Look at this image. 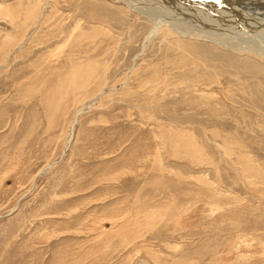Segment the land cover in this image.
Segmentation results:
<instances>
[{"label":"rangeland","instance_id":"obj_1","mask_svg":"<svg viewBox=\"0 0 264 264\" xmlns=\"http://www.w3.org/2000/svg\"><path fill=\"white\" fill-rule=\"evenodd\" d=\"M127 1L0 0V264H264V0Z\"/></svg>","mask_w":264,"mask_h":264},{"label":"bare ground","instance_id":"obj_2","mask_svg":"<svg viewBox=\"0 0 264 264\" xmlns=\"http://www.w3.org/2000/svg\"><path fill=\"white\" fill-rule=\"evenodd\" d=\"M191 1H196V2H198L199 4H200V6L201 5H203L204 3H210L212 6H215V2H218L217 0H213V1H211V0H164V1H162V4H164L165 6H166V9H169V8H172L174 11H175V14L177 15V14H179V11H180V8L179 7H177L176 5H178V4H181V5H184L185 6V3H193V2H191ZM211 1V2H210ZM195 2V3H196ZM220 2V1H219ZM198 3H196V4H198ZM229 4V3H231V4H233L234 2H232V0H227L226 2H225V4ZM241 3V2H240ZM117 4H122V5H124L125 7H127V8H132L133 6V4H132V2H128L127 0H117ZM199 6V5H198ZM207 7H208V5H206ZM262 6V5H261ZM134 8V7H133ZM163 8V7H162ZM172 9H170V10H172ZM247 9V8H246ZM257 9H259V6H258V8ZM179 10V11H178ZM195 10H198L197 8H195ZM227 14L224 16V15H222V17H224L225 19H227V21H224L223 20V18H221V20L220 21H223L224 22V24H227L228 23V21H230L232 24H233V26L232 27H230V31L229 32H232V33H235V32H243V33H246L248 36H251L252 38H256V36H254V35H256V34H254V32H257V34H260V33H264V22H262V21H259V20H257V19H253V18H251V16L250 17H243V16H237L236 14H235V9L234 8H232L231 6L230 7H228L227 8ZM250 10V9H249ZM165 11V10H164ZM244 11H247V10H244ZM243 11V12H244ZM166 13H169V12H165V14ZM189 13V12H188ZM190 13H192V12H190ZM185 14H186V12H185ZM240 14H245V12L244 13H240ZM174 15V14H173ZM193 15V14H192ZM168 16V15H167ZM191 16V15H190ZM182 18H184L183 16H181ZM168 19H170V18H168ZM180 20V19H179ZM251 20H253V21H251ZM256 20V21H255ZM233 21V22H232ZM154 22V21H153ZM161 22V21H160ZM173 22V21H172ZM234 22H235V24H234ZM163 23V22H162ZM168 23V22H167ZM171 23V22H170ZM176 23V22H175ZM257 23V24H256ZM163 24H166V23H163ZM163 24H161V25H163ZM172 25H173V23H171ZM179 24V23H178ZM214 24V23H213ZM222 26V25H221ZM193 29H196V28H193ZM154 30H156V29H154ZM228 30V29H227ZM239 30V31H238ZM194 31V30H193ZM196 31H199L198 29H196ZM196 31H195V33H196ZM235 31V32H234ZM212 33V32H211ZM187 35V34H186ZM210 36V35H209ZM212 36V35H211ZM195 37H198V36H196V34H195ZM244 37H247V36H244ZM194 38V37H193ZM235 50H237V49H235ZM246 50V49H245ZM237 51H239V50H237ZM257 51V50H256ZM240 52V51H239ZM241 52H244V51H241ZM245 53V52H244ZM247 53H249V52H247ZM254 56H256V57H259V58H262V59H264V53H262V52H253L252 53Z\"/></svg>","mask_w":264,"mask_h":264}]
</instances>
